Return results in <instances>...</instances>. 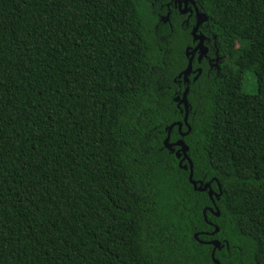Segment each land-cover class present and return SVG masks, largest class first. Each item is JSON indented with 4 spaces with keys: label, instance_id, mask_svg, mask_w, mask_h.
<instances>
[{
    "label": "trees",
    "instance_id": "16d2710c",
    "mask_svg": "<svg viewBox=\"0 0 264 264\" xmlns=\"http://www.w3.org/2000/svg\"><path fill=\"white\" fill-rule=\"evenodd\" d=\"M191 1L181 136L191 11L0 0V264H264V0Z\"/></svg>",
    "mask_w": 264,
    "mask_h": 264
},
{
    "label": "water",
    "instance_id": "95a60500",
    "mask_svg": "<svg viewBox=\"0 0 264 264\" xmlns=\"http://www.w3.org/2000/svg\"><path fill=\"white\" fill-rule=\"evenodd\" d=\"M173 1L176 4H178V5L180 3V0H173ZM184 3H185V0L182 1V4H184ZM194 12H195V22H194L193 28L190 31V35H191L192 39H194V40L196 39L197 40V43H196V46L193 48V50L190 53V56H189V58L187 60V65H186L185 69L181 72L182 80H183V82L185 84L184 89H183V91L181 93V97H180L179 100H177V98H174V101L178 102V104H181L182 107H183L182 123L186 126V132L180 134L181 136L186 135L188 133V131H189V128L186 125L187 106H186V102H185V94H186V92L188 90V84H189L186 76H187V74L189 72L190 60L192 58V55H193L194 51H196V49H198V58L197 59L201 58L205 54V51H206V49L202 46V39L203 38L201 36L195 34V32L197 30V27H198V24L200 22H203L204 21V17H202V15L198 14L197 11H194ZM174 125L177 126V131L180 130L181 124L178 123V122L169 125V127L166 130V136H165V138H164V140L162 142L163 147L165 149H169V150H171L170 149L171 146L178 147V149L173 154H174V157L175 158L181 157L179 159V161H178V166L179 167H180V163L183 160L187 163V165H188V176H187V180H188L189 184L191 185L192 189L194 191H199V192L206 191L207 197L211 200L212 191L209 188V184L208 183H205V184L201 185L200 183H198L197 184L198 186H196V183L191 180V163H190L189 159L186 156L187 147L184 146V144H183V142L181 140H177V141H175L172 144L168 143L169 131H170L171 127H173ZM215 196L217 197V195H215ZM208 211L211 212L210 209H208ZM202 214L204 215V211H202ZM214 215L217 216V211L214 212ZM216 231H217V228L214 227V230H213V232L210 235H212L213 233H216ZM193 237L195 238V235H193ZM204 244L210 245L212 247L211 248V251H210V259H211V261L214 264H218V262L215 259H213V251L218 247V242L216 240H211V241H208V242H206Z\"/></svg>",
    "mask_w": 264,
    "mask_h": 264
},
{
    "label": "flooded vegetation",
    "instance_id": "af4514ba",
    "mask_svg": "<svg viewBox=\"0 0 264 264\" xmlns=\"http://www.w3.org/2000/svg\"><path fill=\"white\" fill-rule=\"evenodd\" d=\"M182 1L183 0H180V3H179V5L178 4H176L173 0H171V4L168 2V3H166L165 4V6H166V9H168V6L169 5H171L173 8H175V10L179 13V14H181L182 16H184V15H187V14H189V12L191 11L192 13H193V26H194V22H195V12L194 11H196V9H195V7H194V3L191 1V0H185V3L184 4H182ZM191 1V2H190ZM192 3V4H191ZM187 4L189 5V7H187ZM188 8V9H187ZM166 17V16H165ZM165 21V20H164ZM198 26H199V24H198ZM193 28V27H192ZM198 28V27H197ZM196 35H199V34H196ZM199 36H201V35H199ZM202 37V36H201ZM203 38V37H202ZM203 42H204V39H202V46H203ZM196 43H197V40L195 39V42H194V44L191 46V48H189V47H186V48H184V55H185V57H187V60H188V58H189V56H190V53H191V51L193 50V48L196 46ZM204 47V46H203ZM205 49H206V51H205V54L201 57V58H199V59H197L198 58V49H196V51H194V53H193V55H192V58H191V60H190V68H189V72L191 71V72H194L195 70L198 72L197 74H199L200 73V69L198 68V67H196L195 65H198V64H200L201 63V61L202 60H204V62H205V64H206V66L208 67V68H216V65H217V63H219V59L217 58V59H215L216 58V53H215V57L214 58H210L209 57V55H208V49L206 48V47H204ZM187 50V51H186ZM186 65H187V62H186ZM186 65H185V67H186ZM185 69V68H184ZM188 72V73H189ZM190 75H193V73H190L189 74V76Z\"/></svg>",
    "mask_w": 264,
    "mask_h": 264
},
{
    "label": "rangeland",
    "instance_id": "374dc122",
    "mask_svg": "<svg viewBox=\"0 0 264 264\" xmlns=\"http://www.w3.org/2000/svg\"><path fill=\"white\" fill-rule=\"evenodd\" d=\"M218 57L219 55H216L215 59H217ZM242 91L246 93H253L255 91V82H254V79L250 75L245 76V79L242 84Z\"/></svg>",
    "mask_w": 264,
    "mask_h": 264
}]
</instances>
